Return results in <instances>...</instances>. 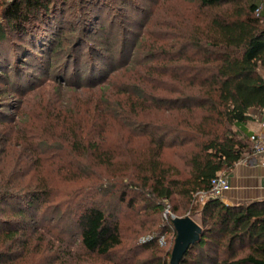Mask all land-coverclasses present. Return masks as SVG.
I'll list each match as a JSON object with an SVG mask.
<instances>
[{"label":"trees","instance_id":"1","mask_svg":"<svg viewBox=\"0 0 264 264\" xmlns=\"http://www.w3.org/2000/svg\"><path fill=\"white\" fill-rule=\"evenodd\" d=\"M185 1L198 17L182 23L172 14L164 37L148 46L158 0H0V81L12 83L11 56L27 65L38 53L65 55L56 78L64 81L72 65L78 66L64 90L97 93V100L78 109L87 115L86 127L57 106L41 108L40 125H16L11 140L0 134V264H90L91 257L169 264L171 251L158 249L154 241L122 242L117 206L137 204L127 200L128 191L143 196L152 215H161L165 201L175 217L187 216L201 228L179 264H264V202L227 206L210 198L199 212L195 204L196 195L208 192L215 176L230 172L248 147L235 128L250 119L249 110H264V0ZM67 5L73 19L65 15ZM118 11H126L119 25ZM22 77L16 76L17 90H23ZM120 77L124 80L114 85ZM156 114L160 117L153 119ZM12 121L0 113V132ZM111 123L120 124L124 145L141 143L138 149L124 148L133 156L130 164L104 146ZM54 135L65 140L79 166L67 159V170L76 171L70 176L93 175L95 194L121 190L112 196L116 207L89 203L83 193L72 204H54L48 180L24 167L35 152L40 158L33 140L45 147ZM167 148L178 150L184 173L164 164ZM122 162L128 166L113 177L101 181L100 173H92ZM243 248L246 254L238 256Z\"/></svg>","mask_w":264,"mask_h":264},{"label":"rangeland","instance_id":"2","mask_svg":"<svg viewBox=\"0 0 264 264\" xmlns=\"http://www.w3.org/2000/svg\"><path fill=\"white\" fill-rule=\"evenodd\" d=\"M158 1L159 3L155 9L157 13V18L156 20L153 21L151 25V31H152L151 37L146 41V45L148 46L151 44L152 41H154L157 38L160 39L158 43L161 41V39L164 37V33L168 31L167 29V25L169 24L168 19L172 14H177V15L179 14L178 18L182 19L181 21L182 23H184V21L187 22L196 16L198 17L199 15V13L195 12L192 6L188 5L185 0H158ZM71 6H73V4H71ZM66 11L67 12L65 13V15L69 19L70 18L73 19L74 18L73 8H71L70 5H67ZM125 13L126 11L125 12L118 11V15L116 18L118 25L124 21L123 17ZM79 24L80 22L77 25L79 26ZM179 29H180V24H179ZM87 43L88 40H85L84 44H82L81 47L78 46V53H76L75 57H78L81 54V52L84 51L83 47ZM36 58L37 59L29 60V64L27 65H21L20 62H19L20 64L17 63L15 58H13V56L7 58V60L10 61V68L8 72L9 75L12 76L11 79L12 83L7 84L4 81H0V113H5V118L13 119V121L11 123H7L6 126L8 127L5 128L4 132H0V134H5L6 138L10 140L14 138L15 132L17 131L16 125L24 127L26 122L27 123L35 122L38 125H40L41 119L40 121H38V116H39L38 112H41V108L50 110L53 107L58 108L57 106H59L61 110L66 111L65 112L67 113L66 116L72 117L74 122L81 123L82 126L84 125L86 127V124H88L87 115L82 116L78 114V109L82 106H85V108L88 107L91 104L90 102L91 100H95V99L97 100L96 98L97 93L95 91L89 93V91H86L85 89L64 90L63 84L70 81L69 73L72 71V69H75L78 66V64L76 63L72 65V68L70 69L64 81L63 80L60 81V79L56 78L55 75H57V73L62 70L64 63L63 59H65V55L55 58V54L46 55V54L38 53ZM14 70H16V72ZM19 74L24 76L20 78L21 79L20 85H22L23 90H19V89L17 90L16 86L13 85L14 82L17 80L16 76ZM122 80H124L123 77L118 78L116 81H114V85H120ZM12 87H14L15 89H12ZM54 87L62 88V90H59L61 93H59V91H56ZM3 91H8V93L5 96H3L2 95ZM9 92L11 95H9ZM18 107H20L19 115L16 117V114L18 113ZM157 116L160 117L157 114L154 116L151 115L153 119H156ZM76 119L79 120L80 122H77ZM111 124L112 125H110L106 130L107 138L104 146L105 148L110 149V151L111 150L113 151L117 160L119 161L127 160L128 161L127 163L130 164L133 156H130L131 157L130 158L129 157L130 154L126 153L124 149L126 145H130V144H126V145L123 144L124 141L121 136L123 134V131H121L118 126L120 124H115V123H111ZM19 130L20 129H18V131ZM0 142H2V140ZM40 144H42V142ZM131 145L128 148L131 147L138 149L141 147V143L139 140L132 142ZM33 147L35 148L39 147L38 150L42 151L41 152L42 154L40 153V158H36L37 154H35L36 153L35 152L33 157L34 159L32 158L31 161L26 162V165L24 166L25 170H29V171H31L32 169L37 170V173L42 175L44 179L48 180L50 187L54 190L56 194L55 198L57 200L54 203L55 205L56 203L59 202L63 203V201L68 202V204H70L71 203L70 201L73 202L74 200H76L75 198L77 196L74 197L76 194H80L81 196V194L83 193L85 194V197L87 198V201H89V203H92L93 201H96L97 203L101 202L102 204H105L104 206L107 209L114 208L117 206L116 199H114L112 196L119 193L121 191L120 189L115 188L113 192H109V193L106 192L105 195H102V193L95 194L97 190H95V188H93L94 186H92L93 185L92 183L94 181V178H92L93 175L87 176L86 174H83L79 178L70 176L71 173H75L76 171L75 170L73 171V169H71L72 171H69L70 170L69 167L71 166L69 165L67 159L71 161L72 157L67 152V148L65 146V140L63 138L54 135L53 139L48 140L47 146L45 147L40 146L38 142H35L33 140ZM49 148H52L53 151L52 149ZM54 151L56 152L54 153ZM177 151L178 150H176L175 148L165 149L162 153V161L164 162L165 165L174 167L181 173H184L186 170L182 161L179 159ZM18 154L19 152H17V155ZM30 154L32 155V153ZM25 156L26 153L24 152L20 153V157L22 159H24ZM37 159H40V161L37 162V164H35L34 166H32L33 160L36 162ZM79 160L82 161V159ZM71 162H73L74 168L77 167L79 168L75 159L72 160ZM24 164H25V159L22 165ZM128 164H124V162H122L120 164H116L115 167L111 166V168H108L106 170L100 167V168H96V170L92 173L94 175L100 173L99 175L101 176V181H102V179L113 177L112 175H118V173L122 171V169H125V167H127ZM6 166L8 167V164L3 163L2 168H6ZM0 168H1V164H0ZM118 179L121 180L120 178ZM125 182L126 180H122V183ZM97 184L96 186H98ZM130 198L133 199L135 198L137 202L136 206L133 209L126 207L125 204L121 206H117L116 216L118 218L119 232L122 237V242L124 244L127 243L132 244L133 242L136 241L137 244H140L139 239H141L146 235L155 233V230L157 228L162 230L164 224L166 223L162 219L163 218L162 212L161 215L151 214V210L147 209L148 204L147 201H145V198H143V196L135 193L134 191L132 192L128 191L127 200H129ZM175 200L177 202L176 204L180 209L179 214H182L183 211L181 209L182 207L181 200L178 197H176ZM195 204L198 209L197 212H199L203 205L202 203H200L197 197L195 200ZM51 207L52 208L49 211L52 212L55 206L51 205ZM176 215H178V213ZM164 230L168 232L167 244L165 247L157 246V248L167 252V251H171L174 241H172V245L170 246V241H171L170 232L168 231V228H164ZM245 254H246V249L243 248L240 250V254L238 256H243ZM144 256H147V254H143L141 257L144 259ZM88 262L90 264H115L114 261H107L104 258H95V257H91L88 260ZM168 262H169V258H168Z\"/></svg>","mask_w":264,"mask_h":264},{"label":"crops","instance_id":"3","mask_svg":"<svg viewBox=\"0 0 264 264\" xmlns=\"http://www.w3.org/2000/svg\"><path fill=\"white\" fill-rule=\"evenodd\" d=\"M248 116L247 122L235 128L248 147L234 168L224 174L230 190L222 195L221 201L227 206L264 202V154H254L251 141L256 136L264 146V110L251 109Z\"/></svg>","mask_w":264,"mask_h":264},{"label":"built area","instance_id":"4","mask_svg":"<svg viewBox=\"0 0 264 264\" xmlns=\"http://www.w3.org/2000/svg\"><path fill=\"white\" fill-rule=\"evenodd\" d=\"M260 12V9L255 11L256 15ZM251 141L253 142L252 152L256 155L264 154V146L261 140H259L256 136L251 137ZM230 190V185L225 175L218 174L210 181V190L208 192H201L197 194V198L199 199L202 205L210 198L220 199L222 200V195ZM163 211H162V219L166 223L163 228H168L170 232L171 241L170 246L172 245V241L175 239V230L172 226V220L175 218L173 213L171 212L170 206L164 201L163 202ZM163 222V223H164ZM171 224V225H170ZM168 240V232L164 230L162 233L155 235H146L139 239L140 244H145L151 241H154L158 247H165ZM171 248V247H170Z\"/></svg>","mask_w":264,"mask_h":264},{"label":"water","instance_id":"5","mask_svg":"<svg viewBox=\"0 0 264 264\" xmlns=\"http://www.w3.org/2000/svg\"><path fill=\"white\" fill-rule=\"evenodd\" d=\"M175 239L171 249L169 264H179L188 249L198 241L201 228L189 217L172 220Z\"/></svg>","mask_w":264,"mask_h":264}]
</instances>
